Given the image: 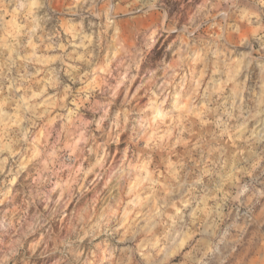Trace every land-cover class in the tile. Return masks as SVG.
I'll use <instances>...</instances> for the list:
<instances>
[{"label":"rangeland","instance_id":"obj_1","mask_svg":"<svg viewBox=\"0 0 264 264\" xmlns=\"http://www.w3.org/2000/svg\"><path fill=\"white\" fill-rule=\"evenodd\" d=\"M0 264H264V0H0Z\"/></svg>","mask_w":264,"mask_h":264}]
</instances>
